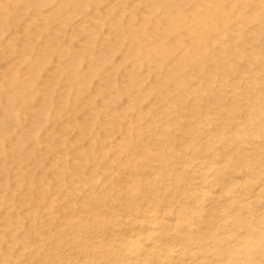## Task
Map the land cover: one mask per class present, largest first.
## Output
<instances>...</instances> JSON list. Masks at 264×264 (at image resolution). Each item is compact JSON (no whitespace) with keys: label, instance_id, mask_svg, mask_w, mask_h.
Segmentation results:
<instances>
[{"label":"bare ground","instance_id":"obj_1","mask_svg":"<svg viewBox=\"0 0 264 264\" xmlns=\"http://www.w3.org/2000/svg\"><path fill=\"white\" fill-rule=\"evenodd\" d=\"M14 54L0 191L20 204L0 194V264H264V0H0V58ZM80 108L88 119L61 126L80 138L40 136ZM54 141L72 156L10 179L30 144Z\"/></svg>","mask_w":264,"mask_h":264},{"label":"rangeland","instance_id":"obj_2","mask_svg":"<svg viewBox=\"0 0 264 264\" xmlns=\"http://www.w3.org/2000/svg\"><path fill=\"white\" fill-rule=\"evenodd\" d=\"M103 5H105V4H102V6ZM44 10H46V8H44ZM47 10H51V8L48 7ZM23 14H24L23 18L19 22L20 25L16 26L17 29L21 28L23 26V23H25L26 20H28L30 17H32L31 11L25 12ZM90 14H91V12L90 13L88 12L87 15L78 14L72 20H70V23L67 24L65 31L62 33V40H64L65 43L68 42V36H69V33L72 30V28L75 27L78 23L83 22V20H85L86 18L90 17ZM28 22H29V20L26 23H28ZM57 26L55 25V27H57ZM10 33H11V31L4 33L3 40H6L11 35ZM47 35L48 34H46V32L41 33V37L43 36L42 38H44ZM41 37H39L38 39H36L34 41V46H40V41L42 39ZM14 57H15V54L0 58V71L7 72V68L9 66H12L14 64V62H16V58L13 59ZM114 61H121V54H119V53L116 54L114 56ZM125 64H127V62ZM127 69H128V67H127ZM108 73H109L108 71H105L101 74V76L105 77L108 75ZM98 82H100L102 84V83H104V80L101 79ZM89 92H90L89 94L93 97L94 101L99 102V99L96 97L95 93H93L92 91H89ZM147 100H149V102L151 101V99H149L148 97L146 98L145 101H147ZM122 101H124V99L120 101V104L123 103ZM34 110H37V109H34ZM87 112H88V109L80 108V109H76L75 112L66 113L60 118L49 120V121L44 123L42 128L39 130V134L42 138H46L48 135L51 134V136L49 137V140H57V138H59V137H62L63 139H70V140L80 138V137H78L79 136L78 130L76 128H73L72 126L69 127L66 130L65 134L63 135L61 133V126H62V124L68 125L70 122L72 123L74 120L81 122L85 119H88L89 114ZM30 121H32L31 118H28L26 120V122L29 125H31ZM26 130H29V129L25 128L23 131H26ZM54 142L55 143H52V146H51L52 148L47 150V152H46V148H45L47 143H45V142H40L39 144H35V145L30 144L25 153H28L29 151H31L30 153H32V155H30V156H27L26 154L19 155L18 156L19 158L20 157L23 158L22 161L20 162V164H18L19 166L16 164V167H15L14 164H12V163L7 164L6 173H8V176H10V179H12V177H13L12 175L15 174L17 171H20V170L23 171L26 168H28L29 170L33 169V170L29 171V174L31 176H33L35 178V180H38V179H40V172L39 171L41 170V166H48L50 163H52V161H53L52 159L56 155H61L62 152H68L67 156L68 157L72 156L71 155L72 151L70 149L72 146L67 147V145H68L67 143H61V142H56V141H54ZM88 144H89V140L87 139V137H83V138L79 139V145L81 147H86ZM34 159H40L41 163L38 164L36 161L33 162ZM0 175L2 176L3 174L0 173ZM43 178L47 179L49 181H52L51 170H46ZM239 180H241V179H239ZM74 184L80 185L77 182H75ZM0 186H2V182H1ZM0 194L3 196L6 195V197L10 198V202L20 204L19 200H18L20 198V195L17 193V191L8 192V190H3V191H0ZM81 199H82L81 197L77 198L78 201H80ZM25 206L29 207V209L32 208V205H30V201H28V200H26ZM38 209L41 211H44V207L42 205L39 206ZM17 211H20L19 216L22 217L23 210L21 208H17ZM4 212H5V209L0 208V216H5ZM1 221H0V233L3 232V237L7 240V242L5 244L10 246V245H12V242L10 241L11 237L7 236L10 233L9 229L6 227H1V223H2ZM16 225H18L17 222H16ZM20 225H22V227L18 230V232L24 231L23 235L27 236L26 241L29 242L33 238L34 234H32V230L29 229L31 226L29 225V220L27 219V217L23 219V223L22 224L20 223ZM51 230H54V228ZM23 235L20 234V236H23ZM13 249H15V250L18 249V245L16 244L13 247Z\"/></svg>","mask_w":264,"mask_h":264}]
</instances>
